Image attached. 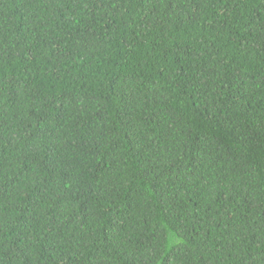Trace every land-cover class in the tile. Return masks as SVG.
I'll use <instances>...</instances> for the list:
<instances>
[{
    "label": "trees",
    "instance_id": "16d2710c",
    "mask_svg": "<svg viewBox=\"0 0 264 264\" xmlns=\"http://www.w3.org/2000/svg\"><path fill=\"white\" fill-rule=\"evenodd\" d=\"M0 264H264V0H0Z\"/></svg>",
    "mask_w": 264,
    "mask_h": 264
}]
</instances>
